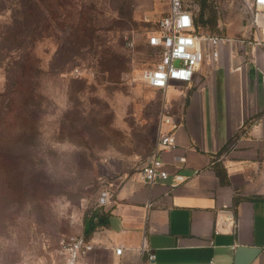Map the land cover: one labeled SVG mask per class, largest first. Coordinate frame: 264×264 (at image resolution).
<instances>
[{
	"label": "rangeland",
	"instance_id": "374dc122",
	"mask_svg": "<svg viewBox=\"0 0 264 264\" xmlns=\"http://www.w3.org/2000/svg\"><path fill=\"white\" fill-rule=\"evenodd\" d=\"M247 1L187 0L202 32L228 38L250 28ZM168 10V0L40 1L34 33L20 16L21 48L0 52V264H58L100 193L153 157L166 94L141 73L158 61L147 36ZM10 23L0 13V35Z\"/></svg>",
	"mask_w": 264,
	"mask_h": 264
},
{
	"label": "crops",
	"instance_id": "0c3cea01",
	"mask_svg": "<svg viewBox=\"0 0 264 264\" xmlns=\"http://www.w3.org/2000/svg\"><path fill=\"white\" fill-rule=\"evenodd\" d=\"M241 33L226 37L217 67L204 58L191 83L164 91L180 124L158 155L168 179L122 177L86 238L91 264H264V52Z\"/></svg>",
	"mask_w": 264,
	"mask_h": 264
},
{
	"label": "built area",
	"instance_id": "2783aa9c",
	"mask_svg": "<svg viewBox=\"0 0 264 264\" xmlns=\"http://www.w3.org/2000/svg\"><path fill=\"white\" fill-rule=\"evenodd\" d=\"M168 4V12L155 22L153 30L147 36L146 45L157 52L158 61L155 66L146 68L141 73V79L146 86L161 91H166L175 83H191L204 58L209 59L212 65L217 67L220 62L221 45L228 40L226 37L199 31L195 25L196 14L187 0H168ZM246 7L251 31L248 43L264 52V0L247 1ZM124 40L126 45L134 47V42L129 36L124 37ZM262 82L264 84V77ZM162 115L160 137L154 155L138 170V178L150 187L168 179L169 173L158 155L176 146L175 132L180 125L165 107ZM183 181L184 177L175 176L176 184ZM113 189H104L100 193L96 204L97 210L111 203L114 197ZM95 250L96 246L83 234L68 237L62 241L58 264H91L89 258ZM114 252L120 256L123 248H115ZM141 252L145 254L147 249L142 246ZM262 255L264 256V250ZM154 256L151 253L147 258L151 261L155 259Z\"/></svg>",
	"mask_w": 264,
	"mask_h": 264
},
{
	"label": "trees",
	"instance_id": "16d2710c",
	"mask_svg": "<svg viewBox=\"0 0 264 264\" xmlns=\"http://www.w3.org/2000/svg\"><path fill=\"white\" fill-rule=\"evenodd\" d=\"M40 1L43 2V4L47 2V0H0V13L9 12L11 20L8 30H5V32L0 35V52L5 49L16 50L21 48L23 41L20 38L24 34V30H22L20 26L21 24L18 20L22 14L24 15V21L26 23L24 28L29 29L32 33H34V31L37 32L35 20L38 18V3ZM195 25L197 29L201 28L199 23H197V20ZM3 44L9 45L5 48L6 46ZM17 68L18 67H15V69ZM15 81L17 82V77H15L14 83ZM100 218L101 216L95 214L89 219H86L84 231L86 238L95 230V228H97Z\"/></svg>",
	"mask_w": 264,
	"mask_h": 264
},
{
	"label": "water",
	"instance_id": "95a60500",
	"mask_svg": "<svg viewBox=\"0 0 264 264\" xmlns=\"http://www.w3.org/2000/svg\"><path fill=\"white\" fill-rule=\"evenodd\" d=\"M100 222H102V220Z\"/></svg>",
	"mask_w": 264,
	"mask_h": 264
}]
</instances>
